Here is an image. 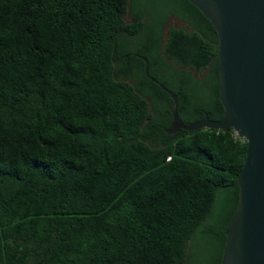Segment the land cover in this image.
I'll return each instance as SVG.
<instances>
[{
  "label": "trees",
  "instance_id": "obj_1",
  "mask_svg": "<svg viewBox=\"0 0 264 264\" xmlns=\"http://www.w3.org/2000/svg\"><path fill=\"white\" fill-rule=\"evenodd\" d=\"M217 65L189 0H0V264H221L246 140L151 79L220 120Z\"/></svg>",
  "mask_w": 264,
  "mask_h": 264
},
{
  "label": "water",
  "instance_id": "obj_2",
  "mask_svg": "<svg viewBox=\"0 0 264 264\" xmlns=\"http://www.w3.org/2000/svg\"><path fill=\"white\" fill-rule=\"evenodd\" d=\"M189 1L210 20L218 35L223 117L184 124L178 117L176 94L151 79L173 100L168 133L180 128H232L246 140L237 176L238 205L226 228L221 264H264V0Z\"/></svg>",
  "mask_w": 264,
  "mask_h": 264
},
{
  "label": "rangeland",
  "instance_id": "obj_3",
  "mask_svg": "<svg viewBox=\"0 0 264 264\" xmlns=\"http://www.w3.org/2000/svg\"><path fill=\"white\" fill-rule=\"evenodd\" d=\"M147 8L148 9H152L153 7L150 5V4H148L147 5ZM131 21V18H130V16L128 15V13H126L125 15H124V17H123V22L124 23H128V22H130ZM169 26H174V27H177V28H181V27H184L185 26V24L184 23H182V22H180V21H178L177 19H175V18H171V19H169V21H168V23H167V25H166V28H165V31H164V38H165V36H166V32H167V29L169 28ZM186 27V26H185ZM137 47V46H136ZM204 72H205V70H202L201 71V75H203L204 74ZM216 226H217V224H216ZM214 227V226H213ZM208 248V254H210L211 253V251L213 250V242H210V241H204V242H198L196 245H195V252L197 253V254H195L194 256H197L198 258H200V259H205V257H208L207 255H205V249H207ZM202 255V256H199V255ZM212 256V255H211ZM189 264H197L196 262L195 263H190L189 262Z\"/></svg>",
  "mask_w": 264,
  "mask_h": 264
}]
</instances>
